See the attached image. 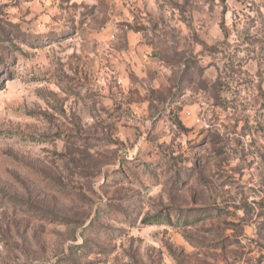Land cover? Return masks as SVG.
<instances>
[{
  "label": "rangeland",
  "instance_id": "1",
  "mask_svg": "<svg viewBox=\"0 0 264 264\" xmlns=\"http://www.w3.org/2000/svg\"><path fill=\"white\" fill-rule=\"evenodd\" d=\"M0 264H264V0H0Z\"/></svg>",
  "mask_w": 264,
  "mask_h": 264
}]
</instances>
